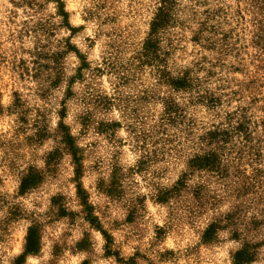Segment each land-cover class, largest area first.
<instances>
[{
    "label": "rangeland",
    "instance_id": "rangeland-1",
    "mask_svg": "<svg viewBox=\"0 0 264 264\" xmlns=\"http://www.w3.org/2000/svg\"><path fill=\"white\" fill-rule=\"evenodd\" d=\"M0 264H264V0H0Z\"/></svg>",
    "mask_w": 264,
    "mask_h": 264
},
{
    "label": "trees",
    "instance_id": "trees-1",
    "mask_svg": "<svg viewBox=\"0 0 264 264\" xmlns=\"http://www.w3.org/2000/svg\"><path fill=\"white\" fill-rule=\"evenodd\" d=\"M36 245H37V240L34 238L33 235H30L28 239V245H27L28 250H35Z\"/></svg>",
    "mask_w": 264,
    "mask_h": 264
}]
</instances>
